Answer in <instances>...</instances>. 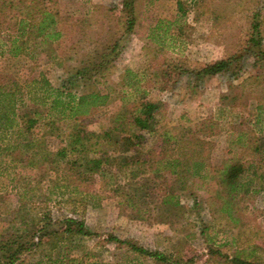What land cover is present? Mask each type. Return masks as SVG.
Here are the masks:
<instances>
[{"label": "rangeland", "instance_id": "rangeland-1", "mask_svg": "<svg viewBox=\"0 0 264 264\" xmlns=\"http://www.w3.org/2000/svg\"><path fill=\"white\" fill-rule=\"evenodd\" d=\"M176 1L135 0L136 22L127 31L121 0H59L63 11L84 20L74 29L71 49L52 58L44 54L33 60L14 57L1 46L10 40L9 31L0 33V81L17 82L25 103H31L25 94L28 87L40 86L42 75L52 92L62 88L75 70L92 66L104 54L109 63L95 77V88L107 93V102L84 117V125L94 131L109 128L114 112L145 93L146 99L162 103L155 115L159 133L182 124L204 140L203 154L210 161L209 168L196 167L192 149H180L172 139L168 142L169 154L184 156L187 167L182 176H148L150 184L172 189L182 204L177 215L170 214L165 222L153 221L151 211H141L157 203L152 195L147 205L119 209L114 184L97 173L87 184L78 185L65 181L59 170L26 161L4 169L0 165V232H8L12 224L38 211L49 212L51 229L64 228L61 220L74 217L84 220L91 231L89 235H67L50 253L53 263L32 251L23 254L17 264H158L109 239L110 235L158 250L172 264H233L231 259L236 256L264 260V190L250 200L252 212L237 209L240 193L231 199V210H226L221 209L226 192L218 183L220 168L241 156L242 145L252 133L264 137V60L255 63L247 55L234 73L230 70L202 80L174 68L181 61L191 70L240 53L254 11L259 12L264 48V0L199 1L188 9L191 28L186 39H175L173 26L167 35L153 30L157 20H173ZM114 42L117 46L111 50ZM157 42L165 48L159 50ZM78 83L71 89L74 96L93 90L88 80ZM66 122L60 124L65 127ZM151 140L156 136L147 137ZM44 142L46 148L56 150L64 145V138L54 136ZM3 143L0 133V146Z\"/></svg>", "mask_w": 264, "mask_h": 264}, {"label": "trees", "instance_id": "trees-1", "mask_svg": "<svg viewBox=\"0 0 264 264\" xmlns=\"http://www.w3.org/2000/svg\"><path fill=\"white\" fill-rule=\"evenodd\" d=\"M134 1L121 0L122 10L127 13L124 22L127 31H131L136 22ZM199 1L205 2L177 0L173 20L159 19L153 30L167 35L173 26L176 32H171V35L175 39H186L191 28L187 18L188 9ZM250 17L247 38L240 53L191 70H187L180 61L175 64L176 71L191 72L196 79L202 80L230 70L234 73L247 55L252 56L255 63L264 60L259 12L254 11ZM82 20L81 16L63 11L59 0H0V33L6 30L10 34V40L1 46H5L10 55L21 56L24 60H33L40 54L48 58L64 55L71 49L74 43L72 34ZM115 46L117 42L113 43L111 50ZM156 46L159 50L165 48L160 42ZM108 63L102 54L92 66L75 70L62 83V88L52 92H49L48 80L42 75L40 86L29 88L26 85L28 91L25 94L29 96V104L24 102V92L17 82L7 85L0 81V133L4 140L0 146L4 162L0 159V165L4 169L14 167L17 161H26L28 165L59 170L65 181L78 185L87 184L97 173L114 184L113 192L119 209L147 205V198L152 195L157 203L151 209L142 207L141 211H151L153 221L165 222L170 214L182 209V204L172 189L150 184L152 179L148 176H182L186 171L185 157L169 154L167 144L171 139L180 149L193 150L196 167L203 165L209 168V158L203 154L204 140L180 123L159 133L155 115L162 103L146 99L145 93L136 100H129L114 112L110 116L109 128L89 130L83 118L107 102V93L95 88L98 82L95 77L103 74ZM81 80L90 81L93 90L74 96L71 89L77 87ZM32 90L34 95L39 94L38 98L30 96ZM61 121L69 122L64 127ZM54 136H63L64 145L56 150L46 148L45 139ZM154 136L155 141H147V137L151 139ZM137 138H140V142ZM242 150L241 156L229 159L228 164L220 168L218 183L226 192L221 209L227 210L231 199L240 193L235 202L237 209L252 212L250 200L255 198L256 192L264 190V137H255L252 133L242 145ZM104 162L109 167H105ZM26 216L12 224L8 232H0V264H17L23 254L32 251L52 262L50 253L59 248L62 241L68 238L67 235L91 233L84 220L74 217H64L61 220L64 228L57 230L49 227L52 223L49 212L38 211ZM109 239L137 254L152 258L158 264H172L169 257L158 250L114 235H110ZM231 261L233 264H264V260L252 261L237 256Z\"/></svg>", "mask_w": 264, "mask_h": 264}]
</instances>
